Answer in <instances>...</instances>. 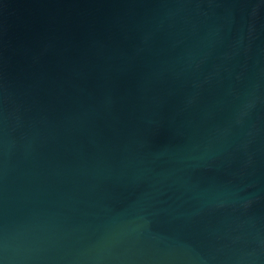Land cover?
<instances>
[{
  "label": "water",
  "instance_id": "1",
  "mask_svg": "<svg viewBox=\"0 0 264 264\" xmlns=\"http://www.w3.org/2000/svg\"><path fill=\"white\" fill-rule=\"evenodd\" d=\"M0 264H264V0H0Z\"/></svg>",
  "mask_w": 264,
  "mask_h": 264
}]
</instances>
